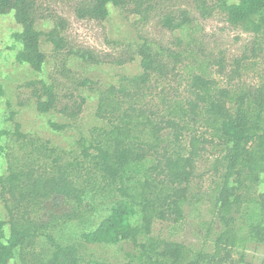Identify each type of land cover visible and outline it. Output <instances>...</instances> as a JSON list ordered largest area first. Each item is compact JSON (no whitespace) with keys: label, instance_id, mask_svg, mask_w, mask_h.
Wrapping results in <instances>:
<instances>
[{"label":"trees","instance_id":"trees-1","mask_svg":"<svg viewBox=\"0 0 264 264\" xmlns=\"http://www.w3.org/2000/svg\"><path fill=\"white\" fill-rule=\"evenodd\" d=\"M158 1L81 0L75 13L80 19L103 22L109 17V6L114 5L127 15L148 20ZM195 1L204 17L211 15L209 0ZM219 1L223 2L229 23L264 34V0H239L234 4ZM11 11L21 26L14 33V39L22 46L18 62L41 72L47 60L42 50L43 37L52 44L56 59L63 56L58 72L71 86L45 80L30 81L25 86L31 89L39 112L57 111L66 119L64 123L50 122L54 130L64 131L83 113L87 99L80 90L94 91L98 85L89 77L75 78L69 60L74 56L86 64H100L103 60L90 48L70 45L66 36L68 22L62 17H55L49 32L38 30L37 0H0V15ZM191 21L186 10L179 15L170 12L162 25L175 30ZM131 46L133 55L118 64L137 55L141 58V72L124 75L119 85L101 90L97 116L108 126L93 128L90 138H80L77 156L68 157L67 151L43 142L26 163L7 154L3 136L17 141H25L29 136L15 120L12 103L6 102L7 120L14 126L13 130H0V156L4 154L8 159L7 174L0 176V199L9 213L8 221L0 214V264H17V256L22 264H79L76 249L56 242L50 234L46 237L52 246L51 255L45 257L37 250V239L48 223L31 214L54 196L80 205L94 186L111 190L116 196L110 213L96 229L81 235L83 241L118 244L131 240L139 245L141 235L151 234L156 219L181 221L189 184L209 145L222 150L216 170L221 160L225 163L215 213L226 229L214 240L215 251L192 254L183 243L152 237L149 244L141 245L152 255L145 261L126 264H248L244 255L235 258L238 237L232 228L231 213L245 201L253 200L259 205L264 221V191L255 189L264 178V83L254 88L224 87L214 78L194 74L186 79L183 93L173 88L170 95L162 86L159 92L161 81L177 70L180 59L172 55L174 64L165 62L148 40ZM217 64L222 73L224 60H218ZM195 124L200 128H195ZM167 131L170 137L165 139ZM187 134L189 141L185 145ZM132 172L140 176L134 187L124 183ZM254 189L257 198L250 200ZM136 216L139 219L133 223ZM261 228L262 224L253 226L256 234H260Z\"/></svg>","mask_w":264,"mask_h":264},{"label":"rangeland","instance_id":"rangeland-1","mask_svg":"<svg viewBox=\"0 0 264 264\" xmlns=\"http://www.w3.org/2000/svg\"><path fill=\"white\" fill-rule=\"evenodd\" d=\"M80 1L37 0L38 30L49 32L54 26L55 17H62L68 22L66 36L70 45L75 48H90L103 60L100 64H86L75 56L69 60V67L75 78L89 77L98 85L94 91L80 90L87 99L83 113L77 122L64 131L54 130L50 122L64 123L66 119L57 111L39 112L31 89L25 86L34 80L57 81L71 86L58 72L63 56L56 59L52 44L43 37L42 50L47 54L43 70L36 72L28 64L18 62L17 54L22 46L14 39V33L20 31L21 26L15 19L14 11L0 15V130H13L14 124L7 120L6 102L10 101L16 112L15 120L29 136L24 142L3 136L2 144L6 147L7 154L18 157L22 163H26L33 152L34 155L37 154L36 147L41 142L67 151L68 157L79 155L80 138H90L93 128L108 126L106 121L97 116L101 90L119 85L124 75L134 76L141 72V58L137 55L124 64H118V61L132 56L134 47L131 45L145 40L152 44L165 62L173 65L172 55L180 59L177 70L161 81L159 92L162 86L170 95L173 94V88L183 93L186 79L194 74L214 78L224 87L254 88L264 83V34L258 35L244 26L229 23L223 2L219 0H209L212 13L208 17L202 15L195 0H159L148 20L135 14L127 15L118 7L110 5L109 17L103 22L78 18L75 7ZM224 1L234 4L239 0ZM185 10L191 17L190 24L175 30H168L162 25L166 14L174 12L179 15ZM220 59L225 62L222 73L217 64ZM200 131L205 132L202 129ZM169 137V132H165L164 138ZM188 141L187 134L184 144L187 145ZM221 155L220 147L209 145L208 151L198 161L196 176L189 184L181 221L156 219L151 234L141 235L139 245L131 240L118 244H89L83 241L81 235L96 229L110 213L116 196L111 190L94 186L88 190L80 205L61 196H54L32 212L33 218L48 223L47 229L37 239V250L45 257L51 255L52 246L46 237V234H50L56 242L72 245L76 249L79 264L145 261L152 254H148L141 245L149 244L152 237L183 243L192 254L213 253L214 240L226 229L215 213V202L225 173V163L222 160L219 170L215 168L218 158L222 159ZM7 168L8 159L3 154L0 156V176L7 174ZM134 172L130 179L124 180L131 187L140 180V176ZM255 189L264 191V178ZM255 189L250 194V200L257 198ZM0 214L4 221L9 220V213L2 199ZM231 214L234 218L232 228L238 237L235 258L244 255L248 264H264V221L259 205L253 200L245 201L240 207H235ZM138 219L139 216H136L132 222L137 223ZM257 224H262L260 234L253 230V226ZM5 234L7 237L10 234L9 224L5 227ZM17 264H22L19 256Z\"/></svg>","mask_w":264,"mask_h":264}]
</instances>
